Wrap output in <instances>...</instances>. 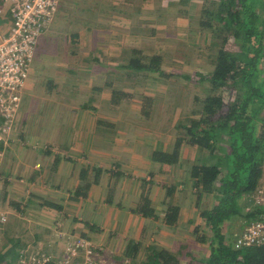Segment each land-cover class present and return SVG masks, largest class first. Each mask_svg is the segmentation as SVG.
<instances>
[{
	"label": "rangeland",
	"instance_id": "374dc122",
	"mask_svg": "<svg viewBox=\"0 0 264 264\" xmlns=\"http://www.w3.org/2000/svg\"><path fill=\"white\" fill-rule=\"evenodd\" d=\"M71 1L61 0V4H63L59 11L65 14V17L58 16L59 11H57L50 24H54V27L49 32L47 29L38 41L30 66L31 70L34 65L38 67V70L37 73L29 71L28 77H32L33 92L30 97L27 96V100H31L32 107L26 116L29 115L32 119V126L38 125L41 121L49 124L50 129H53L54 127H64L65 123L71 122L67 118V114H70L71 119L74 120L75 113L81 112L84 114L83 120L87 127V123L93 122V118L100 115L91 110L94 104L86 101L88 98L90 99L92 94L90 91L96 86L97 78L101 75L112 74L114 75L113 78L108 81L112 82L115 78L116 83L121 84L125 80L118 79V77L139 73V79L132 80V87L144 88L146 94L156 95L154 100L148 102V105H145L146 100L138 98L131 102L127 109L124 108L123 117L125 120L132 124H139L141 128L139 134L133 138L138 144L147 145L144 152L141 149L140 156L147 159L143 154H147V156L150 154L153 159L154 152L170 151L176 139L185 140L180 148V163L165 166L166 169H170L169 172L163 173V175L168 174L167 180H159L155 175L149 176L147 173L142 174L139 178L140 182L145 189H149L150 202L161 204L159 206L160 211L158 210L161 212V218H164L163 214H165L167 207H179L177 223L174 227L180 232H184L186 236H178L179 246L178 244L173 245L171 252L178 254L181 249L182 253L189 252L192 254L190 258L180 254L179 264H203L204 261H200L209 255V243L207 241L210 234L205 231V223L200 218V213L202 207L211 208L213 206V199L210 194H203L202 201L196 199L197 187H193V182L188 177V171L197 164L200 154L197 152L198 149L187 143L183 129L185 125H189L190 120L197 119L200 115L197 113L202 107V101L207 96L208 84L205 81L200 83L198 81L200 76H208L213 69L215 49L210 47L211 36L191 28V26L198 27L203 2L190 0L187 5L176 6L178 0H77L78 3L75 5L76 0H73L76 8L71 11L72 7L69 8ZM208 2L210 4V1ZM1 6L2 1L0 0V8ZM190 15L193 16L194 20L191 26L189 23ZM90 16H92L94 23L97 22L103 26L109 24L115 34L114 44L111 42L110 47L99 50L97 53L95 49L92 50L89 46H84V39L79 42L77 38L63 32L64 26L65 29L67 27L92 26V23L86 20V17ZM127 16H131V18L128 19ZM107 17L111 18H108L109 23H107ZM112 17L114 18L112 19ZM6 21L8 18L4 20L0 16V25ZM63 21L66 23L59 31ZM137 22H140V38L135 39V41H133L134 39L131 41L122 39L120 37L122 34L133 36L131 34L133 32L130 31V24L137 26ZM186 27L191 28L193 32H188ZM53 29L58 32V35L53 33ZM78 31H81V28ZM68 40H71V43ZM127 43H130L131 46L124 45ZM133 44L136 47H132ZM227 46L231 50L234 49L231 37H229ZM132 59L147 65L155 60L157 63L154 66L157 65L156 67L160 72L134 71L126 68ZM121 67H125L124 70ZM100 79L101 77H99ZM22 93L21 98L24 97V89ZM76 95L82 98H77L75 101ZM223 98L225 101L227 100V93H223ZM40 104L43 112L38 113L36 107ZM140 108L146 113L145 116L142 111L139 115L136 112ZM18 120L16 119V122ZM30 130L34 132L32 129ZM24 131L25 129H20L15 133L12 130L4 142L0 144L2 147L0 150L2 153L0 165V253L4 255L9 248H14V254L18 256L17 259L20 256L26 257L24 259L26 264L30 261L35 263L36 259H40L37 257L40 256L50 258L49 263L62 264V259L71 252L69 246L73 243L72 239H77L91 244V248L95 250L96 264H121L120 262L126 264L127 261L122 258V255L130 240H123L124 242L121 241L119 244L115 242L112 245L114 246L112 252L104 251L105 249L101 251L102 244L98 246L95 244L96 242L89 241L90 239L65 236L68 234L65 233L66 226L44 212V207L41 208L40 205V198L46 199L47 202H57L60 194L53 192L56 190L54 187L65 190L73 187L74 182L71 179L66 182L67 176L64 174V168L69 166L72 169V165L57 162L55 169H49L45 165L49 162L45 163L42 159L44 154L42 152H46L48 146L40 147L33 139L32 142L29 141L28 135L26 137ZM82 132H84L83 135H86L89 130L83 128ZM59 134L57 133L55 137L58 138ZM34 136L35 132L29 135V137ZM18 147L22 148L26 154L31 152L36 156L32 164L28 165L29 158L10 159L11 152ZM33 163L36 165L33 166ZM28 167L31 168L30 173ZM43 168L49 176L50 182L48 181V183L54 186L50 192H48L50 187L45 186L46 179L44 177H32L33 171L43 170ZM74 168L76 169V166ZM148 180L159 187V194L156 192L158 197L153 196L150 189L151 185L146 184ZM259 183L252 195H249L247 200L245 199L246 203H252L254 209L261 205L257 203L259 199H256V196L260 195L259 191L264 190V164L263 177ZM199 196L201 198V194ZM32 202L35 205H31ZM14 203L22 204L18 206V211L15 209ZM38 205L41 209H38ZM190 216L194 220L193 223L197 222L193 227L187 222ZM163 221L164 219L162 223ZM157 223L150 227L157 226L158 232H162L161 236L167 238L170 232L165 230L166 226L163 224L159 225L160 221ZM248 224L250 223H245L244 219H235L228 224V226L230 225L228 228L226 226V235H236L233 240L235 244L240 237L241 230ZM198 226L203 227L198 230ZM240 226L242 227L241 230L239 229ZM169 227L173 226L170 225ZM202 237L204 240L198 242ZM10 239L17 241L18 245H16L17 242L13 243L14 241L9 243ZM167 242L155 240L153 236L148 240L146 238V241H139L137 243L140 248L137 263L143 259L147 247L157 246L164 249L165 246H169ZM58 252L61 254L55 256ZM82 255H84L83 250L78 252V258L75 259V262L82 261ZM13 259V255L8 258V260Z\"/></svg>",
	"mask_w": 264,
	"mask_h": 264
},
{
	"label": "trees",
	"instance_id": "16d2710c",
	"mask_svg": "<svg viewBox=\"0 0 264 264\" xmlns=\"http://www.w3.org/2000/svg\"><path fill=\"white\" fill-rule=\"evenodd\" d=\"M201 1L203 6L200 9L198 27L191 26L194 21L192 15L189 16V23L197 32L211 36L210 47L215 49V55L213 69L208 76H200L198 81L199 83L205 81L208 84L207 96L197 113L200 115L197 119L190 120L189 125L183 128L187 143L198 149L197 152L200 154L197 164L188 171L193 187H197L196 199L202 201L203 194H210L213 199L211 208L205 206L201 208L200 218L204 221L205 231H208L210 236L207 241L209 255L200 262L264 264V245L236 248L233 241L236 235H226V230L230 226L228 224L235 219H244L245 223L259 219L258 209H254L251 202L246 203L245 199L247 200V197L258 188L263 177L264 3L263 0ZM71 3L74 6L73 0ZM77 3L76 0L75 5ZM179 3L182 6L187 5L190 0H179ZM191 28L190 31L193 32ZM229 37L233 39V50L227 46ZM156 63L157 61L153 60L149 65L140 64L139 60L132 59L127 67L134 71L146 70L157 73L160 71L157 65L154 66ZM223 93L228 95L226 101ZM75 98L77 101V98L82 97L76 95ZM95 99L88 98L86 101L92 103L97 101ZM145 105H148V102ZM91 110L97 113L94 108ZM142 114L146 115L144 111ZM16 119L15 117L11 124H14ZM184 141L176 139L170 151L154 152L152 160L165 165L180 163V148ZM1 148L0 145V150ZM21 205L14 203L17 211ZM40 205L41 208L45 207L44 204ZM178 211L179 207H167L163 214L166 225L175 226ZM143 215L148 216L147 208ZM203 240L202 237L198 242ZM13 241L10 239L8 242ZM139 250V244L133 240L128 242L122 255L127 261L126 264H179L180 254L189 258L192 256L189 252L182 253L181 249L178 254H174L171 252L173 249L150 246L147 247L143 259L137 263ZM11 255L14 259L8 260ZM17 257L14 248H9L4 255L0 253V262L12 264Z\"/></svg>",
	"mask_w": 264,
	"mask_h": 264
},
{
	"label": "crops",
	"instance_id": "0c3cea01",
	"mask_svg": "<svg viewBox=\"0 0 264 264\" xmlns=\"http://www.w3.org/2000/svg\"><path fill=\"white\" fill-rule=\"evenodd\" d=\"M62 4L60 3V6ZM178 5H181L179 0L176 2V6ZM60 6L59 9H61ZM71 7L76 8L70 2L69 8ZM72 8L71 11L73 10ZM58 16L64 18L65 14L59 11ZM83 17L81 18L83 19ZM1 18L7 20V17ZM127 18L130 19L131 16H127ZM86 20L91 22L92 26L67 27L65 29L64 23L66 21H63V25L60 27L61 29L59 28V31L64 26L63 32L65 34L77 38L79 42L84 39V46H89L92 50L95 49L96 53L99 50L110 47L111 42L114 44L115 34L109 24L103 26L97 22L94 23L92 16L86 17ZM109 21L108 19L107 23ZM7 22L1 25V30L6 31ZM139 23L137 22V26L130 24V31L134 33H131L133 36L122 34L120 37L125 39V41H131L132 39L135 41V39L140 38L141 29L139 28ZM3 25L4 27H2ZM53 25L47 28L48 32L54 27ZM80 28L81 31H78ZM57 31L53 29L54 34H57ZM187 31L189 32L190 29ZM44 39L42 40V46ZM68 41L71 43V40ZM124 45L131 46L130 43ZM133 46L135 45L133 44ZM81 50L83 49L81 48ZM97 56L100 57L99 54ZM121 68L124 70L125 67ZM37 70L38 67L35 65L32 70L30 69L33 73H37ZM113 76L112 74L99 76L101 79L97 78L96 86L90 91L92 93L90 98L97 99V101L92 102L94 104L92 108L96 109V114H100L93 118V122L87 123L86 127V122L83 120L84 114L78 112L75 113L74 120L71 119L70 114H67V118L71 122L65 123L64 127H54L53 129H50L49 124L47 125L41 121L38 125L32 126V119L29 115L26 116L32 107L31 100L28 101L27 99L33 92L31 85L32 77H28L24 88V97L22 96L21 98L22 103L17 113V119L19 120L13 124L11 131L14 130L16 133L17 130L25 129L24 133L26 137L28 135L29 141L32 142L34 140L40 146H48L46 152H42L41 150L39 152L44 153L42 159L45 163L49 162L45 164L49 169H55L57 162L72 165V169L69 166L64 168V174L67 176L66 182L69 179L74 182L73 187L69 190L49 184V176H47V171L44 168V171L39 169L33 171L32 174V177L40 176L46 179L45 186L50 187L48 192L52 191L54 187L56 190L53 192L60 194L57 202H47L43 198H40V202L44 204V212L46 214H50L55 220H59L60 223L66 226L65 233L68 234L65 236L86 240L89 238V241L96 242L95 244L98 246L102 244V251L105 249L104 251L107 250L109 252H112L114 247L112 245L115 242L119 244L123 240H133L138 243L139 241H146V238L148 240L153 236L155 240L161 242L164 240L168 241L169 246H165V248L171 250L173 245L177 244L178 236H186V234L175 229V227H169L170 225H166V221L162 223L164 218H161V212H159L161 204L150 202L149 189H145L139 179L142 174L149 173V176L155 175L159 180L165 181L168 179V174L163 175V173L169 172L170 169L165 168L168 165L154 162L150 154L148 156L147 154H143L147 159L140 156L141 149L144 152L147 148L146 144H138L136 139L133 138L139 134L140 125L129 123L123 117L124 108L127 109L128 105L134 102L135 99L140 98L150 103L156 95L153 96L154 94H151L150 96L144 92V88L132 87L133 84L131 82L132 80L139 79V73L125 74L122 77H118V79L125 80L121 84L116 83L115 78L112 82L108 81ZM93 79L95 78L93 77ZM30 88L31 90H28ZM140 105L143 106L141 103ZM36 108L38 109V113L40 111L43 112L41 104ZM141 111L142 108L139 111L136 110L138 115ZM120 113H122L121 116ZM83 128L89 130L88 134L83 135ZM30 129L34 130V137H29L31 133L34 134ZM57 133H60L58 138L55 137ZM154 148L157 147L154 146ZM19 157L29 158L31 162L29 161L28 165H30L36 156L31 152H27L26 154L22 148L18 147L17 149H13L10 159ZM34 165L36 163H33ZM75 166L76 169L74 168ZM28 171L30 173L31 168ZM31 182L33 183L32 180ZM146 184L151 185L150 189L153 196L158 197L156 192L159 194V187L151 183L150 180ZM33 202L31 205H35ZM146 208L148 216L143 215V211ZM38 209H41L39 205ZM51 216L49 217L53 218ZM158 221H160L159 225L163 224L166 226L165 230L170 232V238L169 236L163 238L161 236L162 232H158L157 226L150 227L151 225L158 224ZM187 222L191 227L197 224V222L193 223L192 216L188 217ZM130 234L131 236H129ZM59 254L61 253L58 252L55 256Z\"/></svg>",
	"mask_w": 264,
	"mask_h": 264
},
{
	"label": "built area",
	"instance_id": "2783aa9c",
	"mask_svg": "<svg viewBox=\"0 0 264 264\" xmlns=\"http://www.w3.org/2000/svg\"><path fill=\"white\" fill-rule=\"evenodd\" d=\"M1 1L0 16L7 17L8 22L6 31L0 29V144L11 132V122L17 117L38 41L50 26L61 3V0ZM1 159L0 152V165ZM259 193L260 195L256 196V199H259L257 203L261 204L257 207L259 219L251 221L241 230L235 243L236 248L264 245V190ZM72 241L69 246L71 252L62 259V264H76L78 252L82 250V261H77V264H96L95 250L89 242L77 239ZM37 258L40 259L28 264H47L50 261V258L45 256ZM24 259L26 257L20 256L12 264H26Z\"/></svg>",
	"mask_w": 264,
	"mask_h": 264
}]
</instances>
